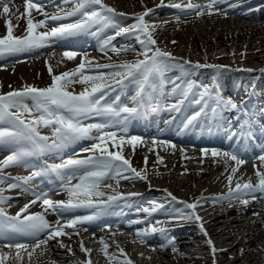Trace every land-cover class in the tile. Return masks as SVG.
Wrapping results in <instances>:
<instances>
[{"label": "bare ground", "instance_id": "1", "mask_svg": "<svg viewBox=\"0 0 264 264\" xmlns=\"http://www.w3.org/2000/svg\"><path fill=\"white\" fill-rule=\"evenodd\" d=\"M118 1L120 0H107L109 5L118 9V12L122 11L128 15L141 12L143 17L147 16L151 21L160 17L167 18V20L149 22L148 25L150 26H155L153 23H161L158 26L159 29H165L166 32L168 28L173 26L175 29L181 28L183 35L179 39L182 42L180 44L184 45L183 50L185 49L187 52H184L185 55L188 54L192 57L194 52H199L209 53L213 56L219 55L224 58V53L220 55V52H217L224 48L227 57H239L241 61L248 63L255 60V64L262 63L259 66L264 65V30L257 28L261 19H264V9H256L262 2L261 0H250L242 6L228 7L227 11L231 16L220 15L226 10H222L221 5L227 0H196L195 2L180 0L181 5L178 6H169L167 0H134V3L128 0L126 6L118 5ZM158 1H160L159 4H157ZM90 6L92 7L88 9V14L84 15L87 20L93 16L104 17L102 13L97 16V12H92L94 10L109 11L107 8H101V6L94 4ZM93 6L96 7L94 10ZM138 6L148 8L147 13L138 10ZM216 6L218 7L217 10H210L211 16L209 17V14L203 11L204 8ZM51 11L72 17H76L78 14L74 0H0V39L7 32H11L15 35V37H11V40H20L21 35L29 26L43 15L50 14ZM160 11H164L165 14H158ZM158 15H164V17ZM115 16L120 18H114V23L107 25L103 30L98 31L96 29V24L99 22L97 19L87 32L75 27L68 31L66 37L58 36V40L49 38L41 44L31 45L14 54H0V89H3L0 92L9 90L5 87H10L12 80H15L17 88H34L36 82L43 83V77L53 76L55 80L63 79L68 74L73 73L74 69L76 70L77 64H81L79 68L93 67L95 70L112 65L109 46L113 44H115L114 47H121L117 50L121 55H128L134 51V48H140L138 42L132 45L120 43V41L128 40L130 37L129 33H121L124 30L123 27L134 25V22L125 14L123 16L115 14ZM228 16L238 19L227 23V25H221V20ZM206 19L214 24L204 26ZM81 23L78 20L76 26H80ZM138 24L139 22L136 21L135 25ZM195 24H199V26L196 27ZM223 27H225V31L222 30ZM213 30H217V32ZM112 31L117 32L115 39L110 43L104 42L103 38L112 34ZM200 32L202 33L200 34ZM97 41L99 42L97 43ZM83 48L91 50L83 51ZM132 57L129 60L135 59ZM181 60L183 61V59ZM12 61L15 63H11ZM245 65L252 67V65ZM163 69L164 73L160 78L163 87L186 80V75L179 76L177 69L170 65H164ZM253 69L256 70V68ZM135 78L137 77H128L121 84L109 85L81 81L74 83L71 87L70 93L74 97L70 98V103L66 104L67 106H60L63 115H75L79 116V119L86 116H96L97 121L106 123L96 127L101 128L96 133L77 141L78 144L72 148V151L63 157L65 161H68L67 163L74 164L72 168L76 169L73 172L82 170V173L75 178L71 186L51 192V194L48 192L44 196H39L42 194L35 195L36 189L17 195L15 210L29 211L30 214L40 212L43 219L41 225L47 226L55 223L57 226L52 232L47 233L43 232L45 228L43 226L23 224V229L32 232L33 235L41 233L40 235L44 236L45 240H37L23 249L11 245L5 248L0 247V250L6 249L0 251V264H58L57 261L79 264H134L124 255L125 250L122 251L124 253L122 254L111 242H108V239L115 240L116 238L123 241L121 244L125 247L122 248L135 246L137 247L136 250L139 249L140 253H134L136 257L135 259L132 257L131 260H138L139 257L137 256L139 255L146 258L147 264H164V258H169L167 259L169 264H194L195 259L198 260L201 255L195 252L189 253L183 249H197L199 246H206V244H209L210 251L205 255L202 253V257L205 259L211 257V259L208 262L205 261L206 263L200 262V264H250V262L264 264V248L258 245L260 241L264 244V187L256 188L250 183L252 180L262 177L260 173L264 171V156H260L261 154L246 155V161L242 165L234 164L232 163L234 159L227 161V157L212 150L216 148L214 144L221 143L220 140L212 142L197 139L174 140L167 134L168 130L174 127L170 124V119L161 121L158 117L153 118H157L159 121L152 119L150 122H155V127L164 130V133L146 134L147 136L143 137L130 134L135 133L134 130L138 129L139 122H128L126 119L117 120L108 105L115 109L116 105L120 103L132 108L136 99H129V94L136 90L138 81ZM152 78L150 76L147 84L145 83L144 92L154 82ZM49 79L51 80L52 77ZM6 82L10 83L4 85ZM230 82V77H228L225 81V88L220 93L221 99L230 97L232 95L230 91L236 89V85H230ZM142 84V80H139V86ZM258 85H264V79ZM81 92H86L88 95L82 106L80 98H76L80 97ZM100 94L102 97H98ZM195 97H187L175 108L180 111L184 109L180 115L175 116L176 122L178 117H186L188 113L196 110L193 108L196 101ZM165 99L166 103H170L168 96ZM145 100L149 103L146 97ZM235 102L236 100L233 103ZM96 103L97 107L94 108ZM84 105H88V108L91 109L94 108L93 111L87 114L88 110ZM220 108L223 112H228V119H223L222 122L229 124L228 121H230L232 124L231 132L228 133L231 137L238 136L240 132H245L255 140L264 141V130H260L253 123L254 120L259 119L257 115L242 114L238 116L235 112L228 111L224 105ZM207 110L208 107L204 109V111ZM48 111L52 113L53 109ZM262 117L264 118V114ZM222 118L225 117L222 116ZM245 118L251 123V127L249 125L239 126L238 122ZM216 119L221 118L216 117ZM201 121H205V119ZM210 123L212 124L214 121ZM199 124H203V122H199ZM235 125L236 128L239 127L237 132L233 134ZM46 126L50 128V123ZM217 133L214 132L213 136ZM63 134H56V140L63 142ZM205 143L212 145L205 146ZM108 145H111L115 150L119 148L118 150L121 151L115 155L113 153L107 155L104 151H107ZM10 147L12 144L7 143L4 150H9ZM260 150H264V148ZM260 150L256 148L249 153L253 154ZM122 151L129 163L120 158ZM103 160H108L113 165L109 168H100L101 165H97V163ZM194 163L205 167L201 170H195L196 167L193 168ZM41 164L40 162L39 165ZM24 165V168L17 169L22 174H29V171H37L36 169L39 168L33 162L24 163ZM208 165H214L216 168L211 177H208L210 174ZM26 166L29 170L26 169ZM133 169L139 170L140 175L136 174ZM142 169L144 172L141 171ZM256 172L257 174L254 175ZM21 173L20 175H22ZM183 174L190 175L191 178H183ZM230 178L234 181V185L227 189L222 188L218 197L204 195L208 191L220 189L225 182L230 181ZM43 181L49 182L46 178ZM154 181L160 183V186L166 187L170 194L160 190L161 187L160 189L148 188L137 197L119 194L118 197L109 199L106 205V210H110L112 214L119 212L116 217L98 216L100 213L96 204H89L90 196L96 190L101 193L110 192L121 188L120 184L132 188L136 185L147 186L148 183L152 184ZM3 182L5 181L0 180V184ZM104 182L105 184H103ZM171 194L177 195L178 199H175ZM133 198L136 202L134 205L127 202L120 204L123 199L130 201ZM112 200H114L113 204ZM145 200L149 202V206L146 207H151L152 211L150 210L144 217L138 216L140 218L136 222L138 224L125 225L122 229L126 233L115 230L118 224L124 225L126 215L127 218H136L130 215H136L140 212V203ZM187 201H191V205L187 206ZM54 203L62 206L61 209L66 211L67 217L63 216L62 218L60 216L59 218L52 213L50 208H44ZM137 205L138 208L136 209ZM58 206L53 211L60 209ZM250 214L253 215L251 220L249 219ZM259 214L260 217H258ZM189 216L195 217L198 229L187 228L190 220L186 218ZM181 222H183L181 226L176 225V223ZM108 225L113 231L104 228ZM139 228H143L144 232H140L143 229L134 230ZM189 230L195 231L194 239L186 236L185 233H188ZM228 241L231 243L228 244ZM9 244L13 243L9 242ZM145 251L147 252L145 253ZM74 252L81 255L82 260H77L73 255ZM260 259L261 261H259ZM135 264L142 263L135 262Z\"/></svg>", "mask_w": 264, "mask_h": 264}, {"label": "rangeland", "instance_id": "2", "mask_svg": "<svg viewBox=\"0 0 264 264\" xmlns=\"http://www.w3.org/2000/svg\"><path fill=\"white\" fill-rule=\"evenodd\" d=\"M127 1L128 0H120V1H118V5H121V6H126V4H127ZM132 1V3H134V0H131ZM193 2H195L194 0H192ZM250 0H227V2H224V4H222L221 5V8H222V10L223 9H226V10H224L223 12H221V14L220 15H229V16H231L230 15V13L227 11V8L228 7H231V6H242V4H244L245 2H249ZM252 1V0H251ZM262 2L256 7V9H264V0H261ZM159 2L160 1H158V3L157 4H159ZM167 3L170 5V6H178V5H181V1L180 0H167ZM154 4L152 3V6H153ZM217 6L216 7H210V8H204V12H206V14H209L208 15V17L209 16H211V12H210V10H217ZM138 10H142L143 12L142 13H147V10H148V8H142L141 6H138V8H137ZM255 9V10H256ZM219 12V11H218ZM139 14H141V12L139 13ZM139 14H133L132 15V19H134L133 21H134V23L136 22V21H138L141 25H144V27H141V28H148V27H150V25H148V23L150 22V19L147 17V16H144V17H142V15H139ZM224 17V20H221V22H220V24L221 25H227V23H229V22H231V21H233V20H236V19H238V18H232V17ZM172 17V16H171ZM170 18V17H169ZM223 18V17H222ZM147 19V20H146ZM160 19H162V18H160ZM227 19V20H226ZM136 20V21H135ZM155 20H157V19H155ZM155 20H152V21H155ZM208 20V21H207ZM147 21V22H146ZM258 21H260V20H258ZM161 24V23H160ZM160 24H158V23H156V27H154L153 28V33H155L156 35H157V37H158V39L159 40H157L156 41V39L153 37V36H151V33L150 32H147L146 30L143 32V34H142V36H143V38L142 37H140V35L138 34V38L136 39V40H140V41H143L144 40V38H145V40H146V42H147V44L148 45H151V44H153L156 48H158V49H160V47H159V45L161 46V49L163 48L164 50L165 49H169V50H171V51H173V52H175V53H177V55H179V54H183L184 52H185V49L183 50V47H184V45L183 44H180V43H182L181 42V40L179 39L180 38V36L181 35H183L182 33H183V30L181 29V28H178V29H175V26H173V27H171V28H168L167 29V32L166 31H164L165 29H159V25ZM211 24H214V23H210V20L209 19H206V21L204 22V26H208V25H211ZM195 26L196 27H198L199 26V24H195ZM34 27H36V26H34ZM33 27V28H34ZM222 27V26H221ZM226 27V26H225ZM225 27H223L222 28V30L223 31H225L226 29H225ZM257 28H259V29H263L264 30V19H261V21H260V23L257 25ZM24 29V28H23ZM26 29V28H25ZM24 29V30H25ZM36 29V31H37V33H39L38 32V26L35 28ZM173 29V30H172ZM225 29V30H224ZM182 31V32H181ZM213 31H215V32H217V30H213ZM11 32H7L6 34H5V36H7V37H3L2 39H0V53H5V52H7V48H5L6 47V45H4L5 44V42L7 41V39H9V38H11V37H15V35H13L12 33L10 34ZM24 33H25V31H24ZM180 35H179V34ZM197 33V32H196ZM202 32H200V34H201ZM130 34V37L128 38V40H123V41H120V43H126V44H130V45H132L133 43H135L131 38H132V35H134V36H136L137 34L136 33H133V32H130L129 33ZM18 35V34H17ZM21 36H23V35H21ZM163 37V38H162ZM178 37V38H177ZM29 38V37H28ZM30 39V38H29ZM129 41V42H128ZM179 42V43H178ZM120 43H117V44H120ZM166 44V45H165ZM171 45V46H170ZM115 46V44H113V45H111V47H109V51L111 52V60L113 61V63L114 62H119L120 60V62H125V63H127L128 61H129V59L133 56H135L134 58L136 59V57H138V56H140L139 57V61L140 62H142L143 61V58H144V56L142 55V53L140 52L141 50H138V49H136V48H134V51L132 52V53H130V54H128V55H121L120 53H118L117 52V50L118 49H120L121 47H114ZM182 46V47H181ZM171 48V49H170ZM178 51V52H177ZM113 52V53H112ZM217 52H220V55L222 54V53H224L225 54V59L224 58H222V57H220L219 55H211V54H207V53H199V52H194V54H193V58H194V60H200L201 59V56H202V58L204 59V58H206L207 57V59H208V57H211L212 58V61H220V63H223L224 65H227V64H229V65H241L242 64V62L243 61H241L240 59H239V57H230V56H228L227 57V54L225 53V50H224V48H222L221 50H219V51H217ZM185 53H187V52H185ZM185 53L183 54V56L185 55ZM116 54V55H115ZM192 55V54H191ZM122 56V57H121ZM126 56H128V59H126ZM131 56V57H130ZM186 56V55H185ZM118 57V58H117ZM132 57V58H133ZM216 57H217V59H216ZM227 57V58H226ZM187 58H190V55H188L187 54ZM200 58V59H199ZM231 58V59H230ZM128 60V61H127ZM233 61V62H232ZM248 63V62H247ZM252 63H256L255 62V60H252L251 61V64ZM264 63V62H263ZM262 64V63H261ZM78 65V64H77ZM241 66H243V67H245L246 68V66H245V64H242ZM77 68V67H76ZM90 68V67H89ZM100 68H102V67H100ZM100 68H97V69H100ZM107 67H105V68H102V69H100V70H94V69H91L90 68V72H84L85 74H83V76L84 77H86V75L87 76H89V75H91V74H93L94 76H98V75H101V74H107V73H109L110 72V69H106ZM87 70H89V69H86L85 71H87ZM75 69H74V72L73 73H70V74H68L67 76H66V78H63V79H60V80H55L54 79V77L53 76H51L52 77V79L50 80L49 78H51L50 76H48L47 78H45V77H43V83H38V82H36V90L35 91H39V90H41V88H45V89H48V90H51L50 88H52V87H60V88H62L61 89V92H63L62 94H63V98H65L66 99V101H68V98H67V90H68V86H67V79H70V78H75L74 76V73H75ZM112 71V70H111ZM79 72V71H78ZM9 73V72H8ZM11 74V73H10ZM14 75V74H13ZM80 75H82V74H80ZM11 76H12V74H11ZM13 79H15V78H13ZM7 81V80H6ZM13 82L10 84V87L9 86H6L5 88H9V90H15L16 89V86H17V84H15V80H12ZM10 83V82H9ZM8 82H6V83H4V85H8L9 84ZM39 84H41V85H39ZM43 85V86H42ZM37 87H39V88H37ZM0 90H3V89H0ZM8 91V90H7ZM0 93H2V92H0ZM27 96H25V95H21V96H18V100H19V102L20 103H22V101H24V99L26 98ZM38 99H40V100H38V103H41L42 101H43V99H55V95L54 94H52V96H45V97H37ZM49 100V101H50ZM55 102V101H54ZM0 112H4V113H7V114H12L13 115V117H14V119L15 118H19V115H17V114H15L13 111H11V110H9L8 109V107L5 105V104H0ZM7 119H9L10 120V122H11V118H10V116L7 118ZM15 121V120H14ZM109 149H111V147H110V145H109V147H108ZM119 148H117V150H118ZM115 150L114 149V151H116L117 153L118 152H120L121 150ZM151 153H153L152 151H151ZM150 152H149V154H151ZM151 156H154V155H151ZM1 159V158H0ZM2 165L0 166V167H4V166H7V163H5V162H3V163H1ZM4 165V166H3ZM196 168H195V167ZM186 166L184 165V168H185ZM205 166L204 165H201V164H197L196 165V163H194L193 164V168H195V170H201L202 168H204ZM207 168H209L210 169V174H209V176L208 177H211L212 175H213V173L216 171V168H215V166L214 165H208L207 166ZM212 170V171H211ZM137 171V172H136ZM142 172H144V170L142 169L141 170ZM197 172V171H196ZM135 173L137 174L138 173V175H140V171L139 170H135ZM257 174V172L256 173H254V175H256ZM184 176H183V178L184 177H186V178H189L190 177V175H187V174H183ZM194 176H196L195 174H193ZM191 178V177H190ZM157 181H154V184L155 185H158V186H160V183H156ZM223 182H224V180H223ZM229 182V183H228ZM226 183V184H225ZM224 183V185H222V187L220 188V189H215V190H212V191H208V193H205L204 195L205 196H210V197H212V196H214V197H218V194H219V192H220V190H222V188H230V187H232L233 185H234V181H232L231 180V178H230V181H227V182H225ZM231 185V186H230ZM160 187H162V186H160ZM0 188H2V186H1V184H0ZM216 192V193H215ZM180 193V192H179ZM213 193V194H212ZM203 195V194H202ZM203 195V197H205ZM176 196V195H175ZM178 197V196H177ZM183 198V197H182ZM186 205L188 206V205H191V201H187V203H186ZM257 213V212H256ZM258 217H260V214L258 215ZM253 218V215L252 214H250L249 215V219L251 220ZM186 219H189L190 220V222H189V224H187L188 225V227L187 228H191V229H198L197 228V225H196V221L197 220H195V217H190L189 216V218H186ZM185 220V219H184ZM181 221V220H180ZM183 222H181V223H176V225L177 226H181V224H182ZM185 223V222H184ZM199 224V223H198ZM184 225V224H183ZM199 231H200V229H199ZM192 232H193V234H192ZM203 232V231H202ZM179 234H181V233H179ZM186 234V236H188V237H191V239H194L195 238V236H196V234H195V231L193 230H189L188 231V233H185ZM178 236H180V235H178ZM198 238V237H197ZM185 239V238H184ZM208 240V239H207ZM109 243L111 242V244H113L114 245V247L115 248H117V250H120L119 252H121L122 253V251L123 250H125V254L124 253H122V254H124L126 257H129L130 256V258H132L133 257V259H135V255L136 254H134V253H140V251H139V249L138 250H136L137 249V247H131V246H129L128 248L126 247V248H122V247H125V246H123L121 243L123 242V241H119V238H116L115 240L114 239H111V240H109L108 241ZM229 242V243H228ZM227 243L228 244H230L231 243V241H228ZM226 243V242H225ZM206 244V243H205ZM241 244V243H240ZM122 245V246H121ZM258 245H260V246H262L263 248H264V244H263V242H261L260 241V243L258 244ZM131 247V248H130ZM217 248V247H216ZM128 249V250H127ZM178 249V248H177ZM258 249V248H257ZM131 250V251H130ZM183 250H185V251H187V252H189V253H199V255H201V256H199L198 258V260L197 259H195V263L194 264H200V262L201 263H206V262H208L210 259H211V257L210 258H207V259H205V257L203 258L202 257V253H207V252H209L210 251V248H209V244H206V246L205 245H202V246H199L197 249H191V248H189V249H183ZM259 250V249H258ZM127 251V252H126ZM147 251H145V253H146ZM131 253V255H129ZM201 253V254H200ZM73 255L76 257V259L77 260H81V255H79L78 253H73ZM137 257H139L138 258V260H132L133 261V263L135 264V262H137V263H139V262H141L142 264H147V260H146V258H144V257H140L139 255L137 256ZM102 258V257H101ZM167 259H169V258H164L163 259V263L165 262V263H167V264H169V261L167 260ZM202 259V260H201ZM198 262H197V261ZM206 261V262H205ZM259 261H261V259L259 260ZM57 263L58 264H75V263H69V262H65V263H62V262H59V261H57ZM164 263V264H165ZM209 264H211V263H209ZM250 264H255V262H250Z\"/></svg>", "mask_w": 264, "mask_h": 264}]
</instances>
